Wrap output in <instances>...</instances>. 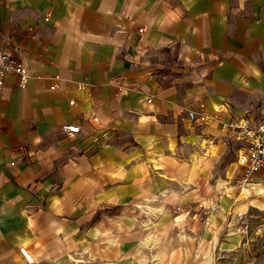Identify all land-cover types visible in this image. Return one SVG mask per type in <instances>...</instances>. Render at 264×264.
Segmentation results:
<instances>
[{
  "label": "crops",
  "instance_id": "0c3cea01",
  "mask_svg": "<svg viewBox=\"0 0 264 264\" xmlns=\"http://www.w3.org/2000/svg\"><path fill=\"white\" fill-rule=\"evenodd\" d=\"M0 45L32 71L0 91V264H147L178 213L264 215L204 170L215 148L234 180L224 124L264 113V0H0ZM200 103L218 118L192 123Z\"/></svg>",
  "mask_w": 264,
  "mask_h": 264
},
{
  "label": "rangeland",
  "instance_id": "374dc122",
  "mask_svg": "<svg viewBox=\"0 0 264 264\" xmlns=\"http://www.w3.org/2000/svg\"><path fill=\"white\" fill-rule=\"evenodd\" d=\"M213 149V158L204 166L208 178L211 179L208 180L206 189H211V193L238 197V191L231 188L233 182L231 175L234 172L230 167L215 161L218 149ZM226 180L231 182L227 185L226 194L210 187L213 183L217 185ZM250 201V198L247 200L241 198L235 205L244 204L242 210H246L250 203L264 207L261 201ZM179 214L181 213L176 214L168 225L158 229L147 227L146 247L142 252L147 264H264V215L257 216L255 211L249 210L243 222L238 224L243 227L238 232L241 234H235L234 226L230 225L232 223L230 221H234L231 220L233 216L220 217L221 222L217 221L215 227L205 232L200 217L190 215L182 217ZM210 224L209 216L206 220V229ZM226 241H230L228 248H225Z\"/></svg>",
  "mask_w": 264,
  "mask_h": 264
},
{
  "label": "built area",
  "instance_id": "2783aa9c",
  "mask_svg": "<svg viewBox=\"0 0 264 264\" xmlns=\"http://www.w3.org/2000/svg\"><path fill=\"white\" fill-rule=\"evenodd\" d=\"M8 74H15L20 77V83L25 84L32 76V71L27 67V59L20 49L13 52L5 50L0 45V91L4 86V77ZM204 104L200 103L197 109L188 111V117L195 125H205L210 119H217V115H209L204 111ZM227 130V137L232 142H241L240 149L236 157L238 167L237 175L232 182L240 193L246 197L262 193L263 179L258 178L261 171H264V113L261 120L253 124L249 119L242 118L224 124ZM61 131L68 136L80 133L81 128L77 124H65ZM219 204L213 203L211 210L218 209ZM247 213H239L238 220H244ZM239 230L243 227H238ZM19 252L28 263H34L33 256L25 247H21Z\"/></svg>",
  "mask_w": 264,
  "mask_h": 264
},
{
  "label": "bare ground",
  "instance_id": "6f19581e",
  "mask_svg": "<svg viewBox=\"0 0 264 264\" xmlns=\"http://www.w3.org/2000/svg\"><path fill=\"white\" fill-rule=\"evenodd\" d=\"M241 196H243V197H241ZM239 198H240V199H241V198L246 199V194H244V193H240ZM181 214H186V213H181Z\"/></svg>",
  "mask_w": 264,
  "mask_h": 264
}]
</instances>
